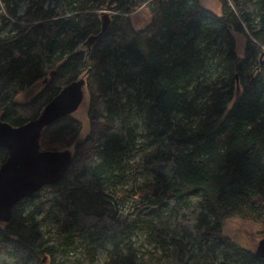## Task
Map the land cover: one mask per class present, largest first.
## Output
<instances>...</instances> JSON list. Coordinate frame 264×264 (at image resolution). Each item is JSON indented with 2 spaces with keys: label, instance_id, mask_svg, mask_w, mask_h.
Here are the masks:
<instances>
[{
  "label": "trees",
  "instance_id": "trees-1",
  "mask_svg": "<svg viewBox=\"0 0 264 264\" xmlns=\"http://www.w3.org/2000/svg\"><path fill=\"white\" fill-rule=\"evenodd\" d=\"M21 1L0 0V120L35 119L84 77L88 124L82 136L69 115L42 132L40 149L72 148V164L18 202L0 252L27 264H172L174 246L179 264H206L212 249L218 264H264L223 233L233 218L264 233V0H217L219 14L198 0H30L18 11ZM7 156L0 149V165ZM118 197L137 199L125 219ZM162 215L183 236L168 237ZM121 236L134 242L113 243Z\"/></svg>",
  "mask_w": 264,
  "mask_h": 264
},
{
  "label": "water",
  "instance_id": "water-1",
  "mask_svg": "<svg viewBox=\"0 0 264 264\" xmlns=\"http://www.w3.org/2000/svg\"><path fill=\"white\" fill-rule=\"evenodd\" d=\"M108 13L103 12V30ZM84 77L63 86L40 114L20 126L0 120V149L8 152L0 165V224H7L13 209L24 198H32L44 186L61 181L73 161L70 150H41L42 132L60 118L77 112L86 99ZM264 259V237L254 250Z\"/></svg>",
  "mask_w": 264,
  "mask_h": 264
},
{
  "label": "rangeland",
  "instance_id": "rangeland-1",
  "mask_svg": "<svg viewBox=\"0 0 264 264\" xmlns=\"http://www.w3.org/2000/svg\"><path fill=\"white\" fill-rule=\"evenodd\" d=\"M29 1L30 0H22L19 3V6L17 5L18 11L24 9L25 6H27L29 4ZM198 1L201 4V6H203L205 9L210 10L212 12H216L217 14L220 13V5H219V2H217V0H198ZM1 13H3V10H2V7L0 6V14ZM131 17H132L133 24L137 28L143 27L149 21L148 12L145 8H142V7L137 8L132 13ZM0 24H1V20H0ZM9 34H10V27L5 29L2 36H8ZM233 36L236 40L237 52L240 53L243 50V47L245 44V38L241 34H238L237 32H233ZM88 45L83 42V44H81L79 46L78 50L81 52L87 53L88 48L89 47L91 48V45H89V46ZM42 86H43V84H41V82H38L33 87L26 89L25 91H23L21 94L18 95V101L25 102V101L29 100L31 97L36 95L41 90ZM87 107H88V101L86 98L84 100V102L82 103V105L80 106V108L77 110V112H75L72 115L73 118L80 121L82 123V125L84 126L82 136H83V133H84L86 126L88 124ZM82 136L80 138H82ZM68 150L73 152L72 148H70ZM146 178L151 179L152 177L146 176ZM142 179H143V177L141 176L137 180V184L142 183ZM131 187H133L132 183L126 185L124 187V189H127V188L130 189ZM136 201H137L136 198H129L126 200L123 197H118L116 199L115 206H116V211H117L119 218L125 219L127 214H129L132 211ZM56 215L58 216L57 213H56ZM40 216H41L40 214H36L37 218H39ZM48 222L49 221L47 220L45 223H43V228L45 230L49 228L47 226ZM3 224L4 223H2V225ZM49 224L52 225V223H49ZM156 225L159 228L163 229L165 231V233L168 235V237H170V238L174 237V236H177V237L183 236L182 229L176 227L175 220L173 219V217H170L169 215H162L160 220L157 221ZM223 233L225 236L231 238L235 243H237L241 247L247 248V249L252 250V251L255 250V247H256L258 241L264 235V233H262V228L260 225L255 224V223H251V222H248L245 220H241L238 218H233V219L227 220L223 226ZM127 238H128L127 236H121V237L115 239V241L113 243H116L119 245L123 240H124L123 241L124 243L134 242L133 236L130 237L132 239L128 240ZM139 238H141V237H139ZM122 246H124V245L120 244V247H122ZM133 246H136V245H133ZM106 248H110V246H105L103 249H101L99 251L100 252L99 253L100 261H102L104 256H105L104 251ZM214 250L215 249H212V251L207 255V257L205 258L204 261H202V263L218 264V262L216 261L217 253L214 252ZM177 254H178V252L174 249V246L168 247V252L164 253V258H166L167 255L169 256L168 258L165 259V263L168 261H171L172 264H179L180 261L177 257ZM183 258H184V261L187 260V257H183ZM0 264H27V263L25 261L21 260L20 258L16 257L14 254H11V253H8L5 251H1L0 252Z\"/></svg>",
  "mask_w": 264,
  "mask_h": 264
},
{
  "label": "bare ground",
  "instance_id": "bare-ground-1",
  "mask_svg": "<svg viewBox=\"0 0 264 264\" xmlns=\"http://www.w3.org/2000/svg\"><path fill=\"white\" fill-rule=\"evenodd\" d=\"M109 24V23H108ZM109 26V25H108ZM103 27V26H102Z\"/></svg>",
  "mask_w": 264,
  "mask_h": 264
}]
</instances>
